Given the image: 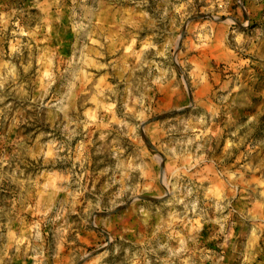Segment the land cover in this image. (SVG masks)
Returning a JSON list of instances; mask_svg holds the SVG:
<instances>
[{
	"label": "rangeland",
	"instance_id": "374dc122",
	"mask_svg": "<svg viewBox=\"0 0 264 264\" xmlns=\"http://www.w3.org/2000/svg\"><path fill=\"white\" fill-rule=\"evenodd\" d=\"M0 264H264V0H0Z\"/></svg>",
	"mask_w": 264,
	"mask_h": 264
}]
</instances>
